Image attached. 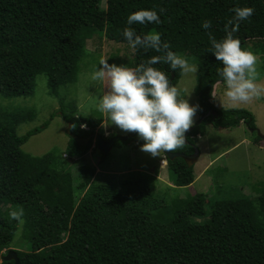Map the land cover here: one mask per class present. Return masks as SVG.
Returning a JSON list of instances; mask_svg holds the SVG:
<instances>
[{"label": "trees", "instance_id": "1", "mask_svg": "<svg viewBox=\"0 0 264 264\" xmlns=\"http://www.w3.org/2000/svg\"><path fill=\"white\" fill-rule=\"evenodd\" d=\"M235 7L255 10L240 22L234 36L242 49L247 50L251 41L252 52L264 56V0H0V97L33 96L36 77L43 74L48 94L58 98L61 87L77 82L80 65L89 55L88 40L103 35L127 44L121 34L129 27L127 16L141 9L157 10L162 23L131 27L141 36L159 32L170 50L198 66L199 118L186 133V142L196 146L195 138L205 125L231 129L245 124L257 132L249 111L219 110L211 103L214 87L224 83L217 73L221 63L207 51L208 33L223 38ZM160 8L165 11L159 13ZM98 20L104 22L103 30ZM205 20L212 22L209 29L201 26ZM155 55L160 53L137 49L133 68ZM153 67L165 71L174 86L181 77L179 69L166 64ZM58 102L57 112L22 136L16 127L31 121L34 112L0 106V264H14L1 257L11 250L21 225L8 213L20 207L24 209L22 240L28 250H14L19 264H264V193L217 200L210 207L209 220L195 223L192 218L203 217L206 204V195L196 193L175 201L172 218L164 222L161 201L133 176L97 182L94 166L69 164L59 151L40 157L25 153L21 147L46 129L55 115L68 124L67 150L78 158L92 146L97 148L96 135L104 141L116 136H104L98 129L103 121L100 112L79 115L73 101L59 97ZM263 140L257 135L253 142ZM131 143L144 142L133 137L116 141L113 148ZM187 146L189 153H182L193 151ZM108 155L101 153L100 162ZM166 161L175 187L193 183L194 166L181 158Z\"/></svg>", "mask_w": 264, "mask_h": 264}, {"label": "rangeland", "instance_id": "2", "mask_svg": "<svg viewBox=\"0 0 264 264\" xmlns=\"http://www.w3.org/2000/svg\"><path fill=\"white\" fill-rule=\"evenodd\" d=\"M105 2L101 8L105 9ZM101 20H98V22ZM103 22V21H102ZM97 24L102 29L103 23ZM247 50H253V43L248 41ZM88 56L80 65L78 80L74 84L59 89V97L66 102H74L79 115L98 113L96 97L103 94L105 85L93 82L91 74L99 67L101 58H108L109 64L125 65L133 68L134 52L125 43H116L107 40L103 35H96L86 43ZM258 57L259 83H264V56ZM186 57V56H184ZM188 59V57H186ZM189 63L195 64L188 59ZM196 65V64H195ZM196 75H182L175 85L181 94L186 96L190 105H198L196 94ZM225 85L214 87L211 103L215 108L245 109L249 111L255 121L257 132L248 130L245 124L231 129L214 128L205 125L200 129V135L195 138V145L199 150L197 161L193 164L194 181L188 187L177 188L173 185L172 177L168 173L167 164L163 155L152 157L140 150L134 143L121 149L112 148L108 157L100 162L101 152L92 146L87 154L81 158L76 157L67 150L68 124L55 115L46 129L32 136L21 149L32 156H43L47 153L59 151L61 158L69 164L84 163L96 168L93 177L97 182L113 180L119 182L121 176H133L142 186L148 187L162 204V220L169 221L172 216V207L175 201L194 196L196 193L206 195L204 206L205 215L201 218H192L195 223H205L210 218V207L213 202L221 199H237L241 197L255 198L264 193V140L254 143L257 135L264 136V99L254 100L248 104L231 105L224 96ZM59 97L48 94L47 77L43 74L36 77L34 95L26 98L4 99L0 97V106L5 109L30 110L34 118L16 127L18 136L40 127L49 119V116L60 108ZM103 118V116H102ZM199 118V109L194 116V123ZM98 128L104 136L114 133L116 136H125L130 132L121 131L114 124ZM97 129V130H98ZM255 133V134H254ZM187 148H181L174 153H189ZM190 150V149H189ZM186 155V154H185ZM165 162V165H161ZM152 177H150V176ZM11 250L27 251L28 245L22 240V227L19 225L10 245Z\"/></svg>", "mask_w": 264, "mask_h": 264}, {"label": "clouds", "instance_id": "3", "mask_svg": "<svg viewBox=\"0 0 264 264\" xmlns=\"http://www.w3.org/2000/svg\"><path fill=\"white\" fill-rule=\"evenodd\" d=\"M164 11L163 8L159 9V13ZM231 11L234 15L224 25L223 38L217 40L211 32L208 33L211 47L207 51L222 65L217 73L223 79L227 101L231 105L248 104L264 99V83L258 82V57L252 51L242 49L241 41L234 33L239 30L240 22L248 20L255 10L235 7ZM160 23L162 21L157 10L141 9L127 16L129 27H125L121 33L133 52L137 49L154 50L160 55L150 57L135 68L109 64L108 58H101L99 67L94 65L96 70L91 74L93 82L105 85L103 94L96 97L103 126L114 124L121 131L136 133L138 139L144 142L140 150L152 157L166 156V153L176 152L185 146L186 133L193 126V118L199 109V105H190L180 89L170 83L165 71L153 67L163 63L187 75L195 74L198 66L170 50V45L162 41L159 32L152 31L141 36L131 27L133 24ZM211 23L205 20L201 26L209 29ZM8 215L11 220L21 225L24 223L22 207L10 211Z\"/></svg>", "mask_w": 264, "mask_h": 264}, {"label": "water", "instance_id": "4", "mask_svg": "<svg viewBox=\"0 0 264 264\" xmlns=\"http://www.w3.org/2000/svg\"><path fill=\"white\" fill-rule=\"evenodd\" d=\"M252 131V130H251ZM138 137L136 133H130L125 136H114L108 141H104L100 135H96V146L97 149L104 155L107 156L110 150L113 148L116 141H126L130 138ZM188 145V142H185V145ZM199 155V150L195 146H193V153L191 155H185L181 153H166L164 156L166 159L172 161L176 158L183 159L189 166H193V164L197 161ZM1 261H14V264H19L18 258L14 250H10L7 252L5 256L1 257Z\"/></svg>", "mask_w": 264, "mask_h": 264}, {"label": "flooded vegetation", "instance_id": "5", "mask_svg": "<svg viewBox=\"0 0 264 264\" xmlns=\"http://www.w3.org/2000/svg\"><path fill=\"white\" fill-rule=\"evenodd\" d=\"M189 143V142H188ZM188 145H190V146H194V145H192V144H188ZM196 147V146H195ZM193 148V147H192ZM197 148V147H196ZM193 153V151L190 153V154H186V155H191Z\"/></svg>", "mask_w": 264, "mask_h": 264}, {"label": "bare ground", "instance_id": "6", "mask_svg": "<svg viewBox=\"0 0 264 264\" xmlns=\"http://www.w3.org/2000/svg\"><path fill=\"white\" fill-rule=\"evenodd\" d=\"M161 165H163V166H164V165H165V162L161 163Z\"/></svg>", "mask_w": 264, "mask_h": 264}, {"label": "crops", "instance_id": "7", "mask_svg": "<svg viewBox=\"0 0 264 264\" xmlns=\"http://www.w3.org/2000/svg\"><path fill=\"white\" fill-rule=\"evenodd\" d=\"M214 94V93H213Z\"/></svg>", "mask_w": 264, "mask_h": 264}]
</instances>
